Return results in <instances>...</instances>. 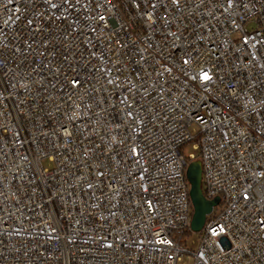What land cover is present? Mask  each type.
I'll return each instance as SVG.
<instances>
[{
  "label": "built area",
  "instance_id": "built-area-1",
  "mask_svg": "<svg viewBox=\"0 0 264 264\" xmlns=\"http://www.w3.org/2000/svg\"><path fill=\"white\" fill-rule=\"evenodd\" d=\"M185 255L264 264V0H0V264Z\"/></svg>",
  "mask_w": 264,
  "mask_h": 264
},
{
  "label": "water",
  "instance_id": "water-1",
  "mask_svg": "<svg viewBox=\"0 0 264 264\" xmlns=\"http://www.w3.org/2000/svg\"><path fill=\"white\" fill-rule=\"evenodd\" d=\"M187 178L190 183V199L193 206V217L191 230L200 232L205 226L207 217L217 206L219 199L209 200L205 197L202 189V169L201 163H191L187 169Z\"/></svg>",
  "mask_w": 264,
  "mask_h": 264
},
{
  "label": "rangeland",
  "instance_id": "rangeland-1",
  "mask_svg": "<svg viewBox=\"0 0 264 264\" xmlns=\"http://www.w3.org/2000/svg\"><path fill=\"white\" fill-rule=\"evenodd\" d=\"M251 27H252V25H250V28ZM184 152L186 154H193L195 156H197L199 154V151H197V149L193 148V143L188 144L185 147ZM43 166L45 168H50V169L53 168V164L48 159L43 161ZM200 236H201V233L194 232V231H191L190 233L185 234L183 236V239L186 240L185 245L189 249L196 250L198 245H199V242H200ZM177 264H194V262H193V258L191 256L185 255L179 259Z\"/></svg>",
  "mask_w": 264,
  "mask_h": 264
},
{
  "label": "trees",
  "instance_id": "trees-1",
  "mask_svg": "<svg viewBox=\"0 0 264 264\" xmlns=\"http://www.w3.org/2000/svg\"><path fill=\"white\" fill-rule=\"evenodd\" d=\"M198 161H199V160L196 159L195 161L190 162V164H191V163L198 162ZM199 162H200V161H199ZM186 177H187V173H186ZM187 180H188V178H187ZM188 182H189V180H188ZM189 184H190V183H189ZM217 205H219V202H218ZM208 219H209V218L207 217V220H206V221H208ZM191 231H192V230L187 231L186 234H187V233H190Z\"/></svg>",
  "mask_w": 264,
  "mask_h": 264
}]
</instances>
